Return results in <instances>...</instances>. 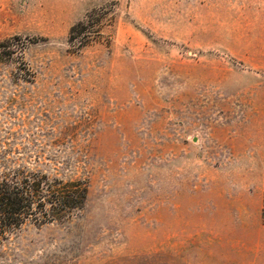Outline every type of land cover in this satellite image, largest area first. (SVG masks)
Returning a JSON list of instances; mask_svg holds the SVG:
<instances>
[{
    "label": "rangeland",
    "instance_id": "374dc122",
    "mask_svg": "<svg viewBox=\"0 0 264 264\" xmlns=\"http://www.w3.org/2000/svg\"><path fill=\"white\" fill-rule=\"evenodd\" d=\"M99 8L100 41L73 48ZM13 36L0 156L89 191L1 240L0 264H264V0H0Z\"/></svg>",
    "mask_w": 264,
    "mask_h": 264
},
{
    "label": "trees",
    "instance_id": "16d2710c",
    "mask_svg": "<svg viewBox=\"0 0 264 264\" xmlns=\"http://www.w3.org/2000/svg\"><path fill=\"white\" fill-rule=\"evenodd\" d=\"M109 14L105 8L89 11L84 19L70 27L68 42L73 48L81 49L100 41L102 27L113 19L108 17ZM25 47V41L19 36L5 38L0 41V59L13 53L23 59ZM20 63L19 77L31 80L34 72L25 61ZM0 157L5 158V155ZM3 158L0 170V241L7 239L26 222L40 225L66 222L85 207L89 191L85 179L31 170L20 164L6 165Z\"/></svg>",
    "mask_w": 264,
    "mask_h": 264
}]
</instances>
